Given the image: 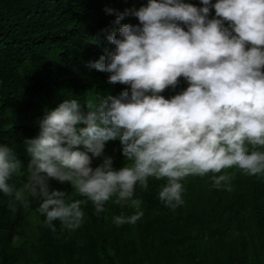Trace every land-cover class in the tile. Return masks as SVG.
<instances>
[{
	"label": "clouds",
	"instance_id": "1",
	"mask_svg": "<svg viewBox=\"0 0 264 264\" xmlns=\"http://www.w3.org/2000/svg\"><path fill=\"white\" fill-rule=\"evenodd\" d=\"M200 3L148 0L138 9H106L116 13L117 25L127 15L139 23L109 33L112 47L88 66L109 73V84L129 87L99 103L65 99L47 110L39 135L25 141L26 170L12 147L0 145V192L11 211L17 205L27 210L29 196L39 198L46 226L55 232L58 220L75 230L83 223L82 204L90 201L99 214L115 197L114 203L136 211L114 223L135 224L143 216L142 201L133 199L136 186L147 190L149 178H166L158 198L175 210L184 203L182 181L189 176L213 173L212 186L231 191L235 173L215 174L235 168L264 175V0ZM180 78L188 87L165 98ZM117 140L126 158L119 169L105 155L107 143ZM22 171L26 182L10 183ZM52 180L86 199L73 201L53 189Z\"/></svg>",
	"mask_w": 264,
	"mask_h": 264
},
{
	"label": "trees",
	"instance_id": "2",
	"mask_svg": "<svg viewBox=\"0 0 264 264\" xmlns=\"http://www.w3.org/2000/svg\"><path fill=\"white\" fill-rule=\"evenodd\" d=\"M185 2L202 7L200 0ZM108 8L138 9L134 0H0V145L13 148L25 170L31 159L25 141L39 135L47 110L65 99L99 103L129 87L109 84V73L88 66L112 47L109 33L139 23L127 15L117 25ZM187 87L180 78L162 95L171 98ZM105 155L116 169L126 163L118 140L107 143ZM102 160L93 158L92 166ZM225 172L235 173L231 191L213 187V173L189 176L182 181L184 203L172 210L158 198L166 178H149L147 190L136 186L133 199L142 201L143 216L135 224L114 223L136 210L113 197L99 214L90 201L82 204V225L69 230L57 220L55 232L37 210L39 198L29 196V208L17 205L13 212L0 192V264H264V175L235 168L215 175ZM26 177L22 171L10 183L19 187ZM50 186L73 201L86 199L70 184L52 180Z\"/></svg>",
	"mask_w": 264,
	"mask_h": 264
},
{
	"label": "rangeland",
	"instance_id": "3",
	"mask_svg": "<svg viewBox=\"0 0 264 264\" xmlns=\"http://www.w3.org/2000/svg\"><path fill=\"white\" fill-rule=\"evenodd\" d=\"M134 4L137 8H140L142 6L141 1L140 0H134Z\"/></svg>",
	"mask_w": 264,
	"mask_h": 264
}]
</instances>
